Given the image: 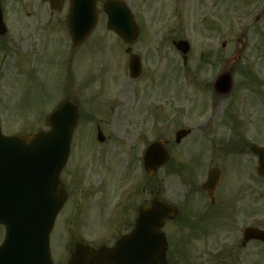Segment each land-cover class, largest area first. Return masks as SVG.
Instances as JSON below:
<instances>
[{
	"label": "rangeland",
	"instance_id": "rangeland-1",
	"mask_svg": "<svg viewBox=\"0 0 264 264\" xmlns=\"http://www.w3.org/2000/svg\"><path fill=\"white\" fill-rule=\"evenodd\" d=\"M126 1L142 33L133 52L140 55L144 72L135 80L128 76L125 46L105 29L104 17L100 16L93 36L73 48L65 26L67 0L60 12L40 0H0L8 28L0 38L2 132L8 135L46 129L45 116L57 102L72 98L79 105L70 172L64 175L66 182L69 179L68 206L50 236L55 254L71 238L84 237L99 244L114 237L119 230L110 209L121 193L133 189L142 192L141 183L147 177L140 175V159L151 141L167 138L172 157L151 186L160 188L169 199H178L184 192V180L190 176L195 180L198 175L190 174L183 180L172 171L176 166L189 169L193 164L197 135L204 137V131L212 127L216 135L208 144L221 138L235 139L236 130L255 141L256 119L264 118L263 101H256L246 81L251 70L257 78L255 88L264 94V0ZM241 33H245L246 49L233 77L231 95L217 99L207 119L197 120L188 112L179 117L177 108H191L185 101L191 94H198L193 113L207 109L209 91L201 84L209 83L221 69ZM179 37L191 44L184 66L187 74L181 71V55L170 43ZM179 69L186 75L183 81L178 77ZM236 92L239 108L234 101ZM202 93L207 99L199 97ZM237 108L244 115L241 119L233 113ZM204 120L207 126L201 124ZM97 125L105 136L103 143L96 140ZM179 127L193 129V135L176 145L174 133ZM228 162L225 183L233 198L247 183L251 169L238 155ZM1 234L0 230V239ZM184 248L185 253H191V246Z\"/></svg>",
	"mask_w": 264,
	"mask_h": 264
},
{
	"label": "water",
	"instance_id": "water-1",
	"mask_svg": "<svg viewBox=\"0 0 264 264\" xmlns=\"http://www.w3.org/2000/svg\"><path fill=\"white\" fill-rule=\"evenodd\" d=\"M48 1L59 10L63 0ZM95 5L96 0H69L66 24L73 45L80 44L94 28ZM103 9L108 16L107 27L125 41L134 40L138 27L125 4L121 0H106ZM5 30L0 11V34ZM177 47L182 52L188 49L184 41L178 42ZM130 70L138 73L137 59L130 61ZM226 77L230 84L229 75ZM76 120V105L65 101L47 116L50 130L46 132L36 131L29 137L4 136L0 132V224L5 227L0 264H50L48 237L63 201L58 173L68 155ZM158 146L153 144L147 151L150 173L167 158ZM155 153L157 156H152ZM143 213L149 217L145 226ZM173 214L164 203L154 200L141 211L142 217L131 234L114 247L95 250L78 243L73 264H164L166 241L161 226L165 216ZM140 236L144 242H140ZM141 245L144 251L139 250ZM143 252L145 259L139 260Z\"/></svg>",
	"mask_w": 264,
	"mask_h": 264
},
{
	"label": "flooded vegetation",
	"instance_id": "flooded-vegetation-1",
	"mask_svg": "<svg viewBox=\"0 0 264 264\" xmlns=\"http://www.w3.org/2000/svg\"><path fill=\"white\" fill-rule=\"evenodd\" d=\"M250 86L251 95L256 101H261L264 94L258 92L255 85L250 84ZM261 106L264 108V102ZM201 124L207 126L208 122L204 120ZM211 129L213 128L208 127L206 131ZM254 129L258 134L256 142H248L245 137H242V141L232 148L229 144H224V146L215 141L213 144H208L202 141L199 135L194 139L192 157L196 165H194V172L198 177L195 180H186L184 186L187 189L178 199L168 198L170 202L176 203L178 214L175 219L166 220L163 225L167 241L165 264H263L264 240L250 239L247 241L245 239L247 228L264 232V175L256 172L260 157L251 149L254 144L264 147L263 117L256 119ZM236 155L240 160L249 164L251 173L248 174L247 183L244 182L240 186L241 190L230 198L229 187L225 183L226 168L229 164L228 160ZM210 168H215L218 176L215 183L209 187L208 193L203 190L202 184ZM67 171L68 166L66 165L60 174L67 197L63 209L68 206L69 201L67 184L69 179L67 182L64 180ZM254 171L256 175L253 174ZM141 186V193H135L134 189L121 193L123 195L119 196V200L112 207L113 217L118 224L117 230L119 231L111 240L102 244L112 246L119 238L133 229L139 209L147 205L152 194L155 193L151 189L149 178L145 181L143 179ZM252 192L254 198L250 195ZM115 198L118 199V197ZM252 208L254 216L248 219L250 215L248 209L251 211ZM82 242H87L84 237H82ZM184 246H191V253H182ZM139 250L144 251V248L140 246ZM70 257L71 247L67 245L64 252L58 254L53 260V264H69ZM141 259H145L144 252L139 260Z\"/></svg>",
	"mask_w": 264,
	"mask_h": 264
}]
</instances>
